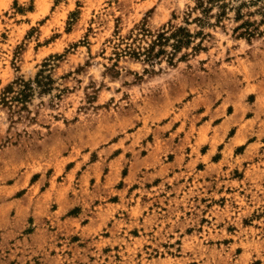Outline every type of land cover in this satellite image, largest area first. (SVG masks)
<instances>
[{
  "label": "rangeland",
  "instance_id": "1",
  "mask_svg": "<svg viewBox=\"0 0 264 264\" xmlns=\"http://www.w3.org/2000/svg\"><path fill=\"white\" fill-rule=\"evenodd\" d=\"M0 264H264V0H0Z\"/></svg>",
  "mask_w": 264,
  "mask_h": 264
},
{
  "label": "trees",
  "instance_id": "2",
  "mask_svg": "<svg viewBox=\"0 0 264 264\" xmlns=\"http://www.w3.org/2000/svg\"><path fill=\"white\" fill-rule=\"evenodd\" d=\"M180 32H185V33H187L188 36H190V33L187 32V29L185 27H179V28H176L175 30H172V32L170 33V35H167V32L166 31L160 32V36L163 39H168L169 36H171V35L172 36H177V35H179ZM184 41L185 40H183V39H179L178 40V43L175 44L176 45V48L177 47H180L183 44Z\"/></svg>",
  "mask_w": 264,
  "mask_h": 264
}]
</instances>
